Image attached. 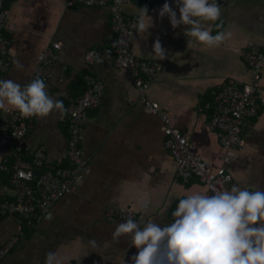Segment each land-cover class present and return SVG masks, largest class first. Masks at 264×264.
<instances>
[{
  "label": "crops",
  "instance_id": "1",
  "mask_svg": "<svg viewBox=\"0 0 264 264\" xmlns=\"http://www.w3.org/2000/svg\"><path fill=\"white\" fill-rule=\"evenodd\" d=\"M6 1L13 67L0 80L28 84L40 55L59 42L60 61L46 84L49 96L63 101L67 109L86 92V78L91 75L104 83L105 100L90 113L82 144L90 166L77 183V191L58 201L51 212L53 219L43 220L0 264H44L50 251L57 254L60 264H131L137 249L128 236L119 241L112 238L115 226L125 220L109 221V210H131L138 222L151 219L163 226L170 223L180 199L197 192L213 193L197 179L189 184L178 181L176 165L164 147L161 120L146 112L132 77L112 63L87 65L90 51L116 45L109 7H68V0ZM166 2L179 16L175 0ZM164 3L144 1L126 8V17L138 22L142 8L148 9L144 30L135 32L133 53L161 68L148 97L170 114L174 128L194 142L201 158L218 172L225 151L218 136L209 130L210 116L202 107L225 82L242 86L249 81L251 70L243 55L250 42H264V0H218L222 15L206 26L212 35L231 33L218 47L195 41L188 45L187 26L173 29L167 16L160 18ZM157 39L165 50L162 60L154 53ZM14 61L23 67L18 69ZM260 97L264 102V70ZM133 100L138 101L132 104ZM255 128L227 171L236 186L264 190V104ZM69 136L66 114L54 112L36 117L27 143L45 153L49 167H66ZM8 184L7 176L0 174V193ZM17 229L15 218L0 217V247Z\"/></svg>",
  "mask_w": 264,
  "mask_h": 264
},
{
  "label": "built area",
  "instance_id": "2",
  "mask_svg": "<svg viewBox=\"0 0 264 264\" xmlns=\"http://www.w3.org/2000/svg\"><path fill=\"white\" fill-rule=\"evenodd\" d=\"M144 1L155 3L169 0H68V7H109L114 15L115 47L90 51L86 63L90 68L112 63L132 77L133 86L139 94L138 100L143 103L146 112L161 120L166 137L164 147L176 165L179 182L189 184L197 179L211 192L213 189L230 190L235 184L227 168L255 132L264 104L260 97L264 42H250L245 49L244 60L251 70L249 81L242 86L227 81L211 100L203 104L202 110L210 116L208 128L218 136L225 151L223 168L216 172L210 163L201 158L196 144L174 128L170 114L148 97V91L161 68L134 55L133 39L139 22L125 15L127 7L140 5ZM5 3L6 0H0V79L9 75L13 67L9 57L12 39L7 31L9 11ZM61 49L62 44L54 42L40 55L33 79L41 78L47 84L53 78ZM86 82V92L65 112L70 133L66 167H49L45 153L28 145V134L34 127L36 117L23 119L17 110H0V174L6 175L9 181L0 193V217L15 218L18 223L17 234L0 247V263L13 252L22 238L46 219L58 201L77 191V183L87 174L90 160L83 153L82 144L90 113L99 109L105 100V85L91 75L87 76ZM138 100H133L132 104ZM106 216L111 222L129 217L138 220L134 211L126 209L109 210ZM172 219L171 216L170 222Z\"/></svg>",
  "mask_w": 264,
  "mask_h": 264
},
{
  "label": "clouds",
  "instance_id": "3",
  "mask_svg": "<svg viewBox=\"0 0 264 264\" xmlns=\"http://www.w3.org/2000/svg\"><path fill=\"white\" fill-rule=\"evenodd\" d=\"M177 11L165 2L159 10L167 16L173 29L187 26L184 35L188 45L195 42L219 46L230 32L211 34L206 22L217 21L221 13L218 0H175ZM142 8L138 30H144ZM154 53L162 59L165 50L159 39ZM16 67L22 68L19 61ZM47 85L35 78L26 85L12 79L0 80V110H17L20 117L44 118L65 113L63 101L49 96ZM11 106V109L8 107ZM213 195L194 193L179 200L171 213L172 221L161 225L154 220L136 221L129 217L115 226L112 238L128 236L137 249L131 264H264V190H249L233 185L230 190L213 189ZM147 207V203H145ZM51 221L53 216L45 217ZM95 245V241H91ZM44 264H60L55 252H48Z\"/></svg>",
  "mask_w": 264,
  "mask_h": 264
},
{
  "label": "trees",
  "instance_id": "4",
  "mask_svg": "<svg viewBox=\"0 0 264 264\" xmlns=\"http://www.w3.org/2000/svg\"><path fill=\"white\" fill-rule=\"evenodd\" d=\"M5 4H7V1H6V3ZM6 7H7V5H6Z\"/></svg>",
  "mask_w": 264,
  "mask_h": 264
},
{
  "label": "rangeland",
  "instance_id": "5",
  "mask_svg": "<svg viewBox=\"0 0 264 264\" xmlns=\"http://www.w3.org/2000/svg\"><path fill=\"white\" fill-rule=\"evenodd\" d=\"M11 194H13V193H11Z\"/></svg>",
  "mask_w": 264,
  "mask_h": 264
}]
</instances>
